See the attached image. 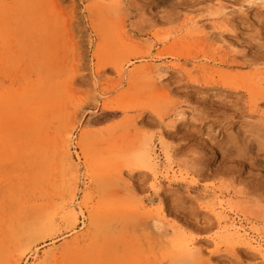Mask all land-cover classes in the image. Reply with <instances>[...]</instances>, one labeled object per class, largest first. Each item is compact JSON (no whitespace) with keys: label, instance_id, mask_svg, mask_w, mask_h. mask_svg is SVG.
<instances>
[{"label":"rangeland","instance_id":"374dc122","mask_svg":"<svg viewBox=\"0 0 264 264\" xmlns=\"http://www.w3.org/2000/svg\"><path fill=\"white\" fill-rule=\"evenodd\" d=\"M257 242L264 0H0V264H172L183 243L264 264Z\"/></svg>","mask_w":264,"mask_h":264},{"label":"bare ground","instance_id":"6f19581e","mask_svg":"<svg viewBox=\"0 0 264 264\" xmlns=\"http://www.w3.org/2000/svg\"><path fill=\"white\" fill-rule=\"evenodd\" d=\"M172 56H178L180 55V53H176V52H169ZM42 87V86H41ZM33 88V87H32ZM45 88V87H44ZM41 89V88H40ZM46 89V88H45ZM44 89V90H45ZM48 90V89H46ZM33 91V90H32ZM44 93V92H43ZM42 94V93H41ZM40 94V95H41ZM42 96V95H41ZM41 98V97H40ZM54 100V99H53ZM41 102H43L41 100ZM55 102V101H54ZM181 112V111H179ZM23 124V123H22ZM251 128H249L250 130ZM254 129V128H253ZM248 130V134H255L253 133L252 131H249ZM245 131V130H244ZM257 131V130H256ZM224 132V131H223ZM32 139V138H30ZM150 154V153H149ZM148 154V155H149ZM145 157V156H144ZM155 157V156H154ZM146 158V157H145ZM148 161V160H147ZM155 162V161H154ZM157 163V162H156ZM154 164V163H153ZM155 167V166H154ZM156 168V167H155ZM171 172V170H169ZM168 174V171L166 170V176ZM173 174V173H172ZM171 175V174H170ZM174 175V174H173ZM170 177V176H169ZM263 184V183H262ZM260 185V184H259ZM258 185V187H259ZM262 187V186H261ZM260 187V188H261ZM75 208V207H74ZM164 208L163 207V203L162 201H159V206H158V215L161 216V217H165V212H164ZM167 211V210H166ZM217 218H218V221L219 222H224L225 225H224V229L227 231L228 235L229 236H233L234 238H238V239H242V240H246L248 244H251L252 242H254L255 240L251 239V237H249L248 233H246L244 230V228L241 226V225H238L236 223V221H234V219L232 218H228L227 215L223 214L222 211L219 212V214H217ZM229 221V222H228ZM228 222V223H227ZM227 223V224H226ZM156 227L158 228L159 225H156ZM229 238V237H228ZM233 238V239H234ZM230 240V239H229ZM187 241V240H186ZM230 243V242H229ZM246 244V243H245ZM188 245L187 244H184L183 245H178L179 247V254L176 255L175 258L172 259V264H195V261H196V256L194 257L192 254L191 251H189L186 247ZM253 247V245H252ZM255 250L257 249L258 252L259 251H262L264 248H263V244H261L260 242H257V244L254 246ZM261 253V252H260ZM259 253V254H260ZM263 258V257H262Z\"/></svg>","mask_w":264,"mask_h":264}]
</instances>
